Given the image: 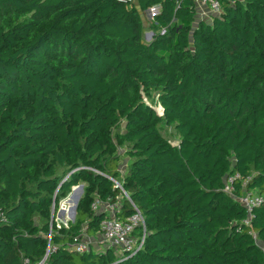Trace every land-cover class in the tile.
I'll return each instance as SVG.
<instances>
[{
  "label": "trees",
  "instance_id": "trees-1",
  "mask_svg": "<svg viewBox=\"0 0 264 264\" xmlns=\"http://www.w3.org/2000/svg\"><path fill=\"white\" fill-rule=\"evenodd\" d=\"M222 5L196 25L193 0H0V264H37L81 183L46 264H264V0ZM247 191L263 197L248 223ZM118 196L144 218L138 251L68 250Z\"/></svg>",
  "mask_w": 264,
  "mask_h": 264
},
{
  "label": "built area",
  "instance_id": "built-area-1",
  "mask_svg": "<svg viewBox=\"0 0 264 264\" xmlns=\"http://www.w3.org/2000/svg\"><path fill=\"white\" fill-rule=\"evenodd\" d=\"M118 2L124 3L127 6L131 5L135 0H117ZM195 6V17L198 20L210 21L213 17H218L222 14L223 10V0H193ZM157 5L149 7L151 15L153 17L159 13L157 10ZM153 20V18H152ZM164 31V30H162ZM238 176H230L225 179L223 191L228 194H232L233 191V180ZM120 187L118 183L115 185ZM75 187L72 189L74 190ZM125 195V193H123ZM126 196V195H125ZM122 196H118L114 202L110 200L100 201L95 199L91 203V209L94 211H99L105 213V217L99 223L98 232L102 235L104 241V249L114 247L118 250L123 258L127 255H132L141 247L144 237V218L138 209L134 208V212L125 218L121 219L117 212L120 208V200ZM128 198V197H127ZM70 196L62 198L58 202L55 216L52 215L49 225V230L46 235L47 248L45 256L37 264H46V258L48 253L52 250L51 248V237L53 232V226L55 229L68 228L70 223L74 220L71 219L69 213L71 208V203L69 201ZM239 202L246 208L247 217L245 222L248 223L254 216L253 210L263 203V197L253 191L245 192L239 199ZM100 208L102 211H100ZM54 209V203L51 206V210ZM63 212L60 215V212ZM0 218L3 219V214L0 208ZM4 220V219H3ZM141 228V235L138 237L135 230ZM255 237V235H254ZM91 244L90 239L86 236L83 231L79 236H75L71 242L67 244V249L79 253L88 251ZM23 264H27V260Z\"/></svg>",
  "mask_w": 264,
  "mask_h": 264
},
{
  "label": "rangeland",
  "instance_id": "rangeland-1",
  "mask_svg": "<svg viewBox=\"0 0 264 264\" xmlns=\"http://www.w3.org/2000/svg\"><path fill=\"white\" fill-rule=\"evenodd\" d=\"M151 11L149 10V8L143 12H141V18L143 20V24L145 26V32L143 34L144 36V40L147 41V40H150L151 36L154 34L153 31L150 29V22L152 21V18H153V15H151L150 13ZM200 22V20H198V18L195 17V24L197 25L198 23ZM195 28V26H193ZM156 96V95H155ZM153 97V101H152V105L153 107L155 108V110L158 112L159 115H162V111H161V108L159 106V104H156V97ZM167 127H164L162 130H161V136L167 140L168 143L170 144H175V142L177 141L176 138H177V135L175 134V131L172 127V125H166ZM118 152L122 155V160L120 162V165H119V171L121 172V174H124V172L126 171L127 169V165L129 163V160L127 157H125L124 155V148L122 147H119L118 148ZM82 184V183H81ZM80 185V184H79ZM78 186V185H77ZM76 187V186H75ZM74 193V190L72 189L69 196L70 198L72 197ZM73 200V199H72ZM73 204V202L71 203ZM54 215V213H53ZM62 215V214H60ZM259 246L262 247V244L260 242H258ZM91 246H89L90 248ZM119 253H117L118 255Z\"/></svg>",
  "mask_w": 264,
  "mask_h": 264
},
{
  "label": "water",
  "instance_id": "water-1",
  "mask_svg": "<svg viewBox=\"0 0 264 264\" xmlns=\"http://www.w3.org/2000/svg\"><path fill=\"white\" fill-rule=\"evenodd\" d=\"M82 193H83V185L80 184L74 188V193H73L72 197L69 199L70 203L73 202V204L71 205V208H70V213H69L72 220H74L76 208H77V205H78V202L81 198ZM53 213H54V209L51 210V217H52ZM62 213L63 212L61 211L60 214H62Z\"/></svg>",
  "mask_w": 264,
  "mask_h": 264
},
{
  "label": "crops",
  "instance_id": "crops-1",
  "mask_svg": "<svg viewBox=\"0 0 264 264\" xmlns=\"http://www.w3.org/2000/svg\"><path fill=\"white\" fill-rule=\"evenodd\" d=\"M157 10L159 11V6L157 7ZM101 209L103 208H100V211H102ZM121 219H123L124 217L118 215ZM86 236L90 239L91 241V244L90 246L96 250H101L104 248V241H103V238H102V235L99 233V232H96V233H89V234H86Z\"/></svg>",
  "mask_w": 264,
  "mask_h": 264
}]
</instances>
